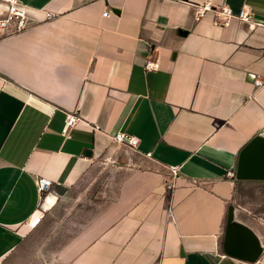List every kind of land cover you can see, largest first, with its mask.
<instances>
[{"label": "crops", "instance_id": "crops-1", "mask_svg": "<svg viewBox=\"0 0 264 264\" xmlns=\"http://www.w3.org/2000/svg\"><path fill=\"white\" fill-rule=\"evenodd\" d=\"M19 1L29 26L0 31V264H264L230 205L264 183V0Z\"/></svg>", "mask_w": 264, "mask_h": 264}, {"label": "built area", "instance_id": "built-area-1", "mask_svg": "<svg viewBox=\"0 0 264 264\" xmlns=\"http://www.w3.org/2000/svg\"><path fill=\"white\" fill-rule=\"evenodd\" d=\"M212 6L209 2H205L200 14L204 10H210ZM221 19L226 21L228 18L235 16L241 21H249L251 14L245 10L241 9L238 13L234 14L231 9L227 6H222L220 9ZM29 26L28 15L24 5L19 0H0V31L7 32H18ZM146 70L154 68L153 62L147 61L145 64ZM261 81L256 79L254 80V85L259 86ZM75 116H70L66 122V126H69L73 123ZM67 128V127H66ZM66 128H64L63 133H66ZM113 140L119 144H123L129 147H135L138 143L136 137L125 133V132H115L113 134ZM176 166H170L172 172L176 171ZM232 173H230L231 175ZM50 186L49 180L44 177H39L37 179V188L40 193L46 191ZM168 215H171V210H168ZM258 264V263H255Z\"/></svg>", "mask_w": 264, "mask_h": 264}, {"label": "rangeland", "instance_id": "rangeland-1", "mask_svg": "<svg viewBox=\"0 0 264 264\" xmlns=\"http://www.w3.org/2000/svg\"><path fill=\"white\" fill-rule=\"evenodd\" d=\"M230 205L234 206L239 214L251 218L264 235V183H240Z\"/></svg>", "mask_w": 264, "mask_h": 264}, {"label": "water", "instance_id": "water-1", "mask_svg": "<svg viewBox=\"0 0 264 264\" xmlns=\"http://www.w3.org/2000/svg\"><path fill=\"white\" fill-rule=\"evenodd\" d=\"M250 153V146H246L239 155V162H238V167H237V176H240L241 171L244 170L246 167V159L248 157V154Z\"/></svg>", "mask_w": 264, "mask_h": 264}, {"label": "bare ground", "instance_id": "bare-ground-1", "mask_svg": "<svg viewBox=\"0 0 264 264\" xmlns=\"http://www.w3.org/2000/svg\"><path fill=\"white\" fill-rule=\"evenodd\" d=\"M53 201L49 199L48 203L51 204Z\"/></svg>", "mask_w": 264, "mask_h": 264}]
</instances>
